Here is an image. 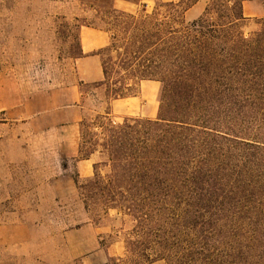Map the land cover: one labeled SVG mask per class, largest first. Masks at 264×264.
Segmentation results:
<instances>
[{"label":"trees","instance_id":"trees-1","mask_svg":"<svg viewBox=\"0 0 264 264\" xmlns=\"http://www.w3.org/2000/svg\"><path fill=\"white\" fill-rule=\"evenodd\" d=\"M115 1L98 9L84 3L96 11L110 43L96 53L103 80L83 85L103 95L108 110L80 121L77 152L80 161L100 155L104 161L95 166L109 173L98 171L83 184L77 176L78 191L96 217L113 210L134 222L126 241L129 264H242V249L212 221L219 201L214 177L227 171L216 119L246 95L264 104V18L246 37L244 6L253 0H210L190 22L186 15L200 0H153L151 11L144 0H123L135 12ZM144 81L160 83L157 119L117 123L111 103L137 97Z\"/></svg>","mask_w":264,"mask_h":264},{"label":"rangeland","instance_id":"rangeland-1","mask_svg":"<svg viewBox=\"0 0 264 264\" xmlns=\"http://www.w3.org/2000/svg\"><path fill=\"white\" fill-rule=\"evenodd\" d=\"M109 1L0 0V264H129L134 222L113 210L96 217L74 181L109 173L96 168L104 161L98 154L79 160L80 121L108 106L76 68L81 26L99 30L94 9ZM144 2L151 11L154 1ZM209 2L200 0L186 20L202 16ZM244 14L241 30L250 37L261 28L264 0L247 2ZM72 94L82 98L77 107ZM254 99L246 95L216 119L227 171L214 177L212 221L242 249V264H264V104ZM72 109L82 119L68 115Z\"/></svg>","mask_w":264,"mask_h":264},{"label":"crops","instance_id":"crops-1","mask_svg":"<svg viewBox=\"0 0 264 264\" xmlns=\"http://www.w3.org/2000/svg\"><path fill=\"white\" fill-rule=\"evenodd\" d=\"M123 4L119 6V4ZM116 8L127 12H135L137 6L135 4L123 1H115ZM193 9V8H192ZM246 12V4L244 6V13ZM110 43V35L104 31L92 29L89 27H82L80 29V46L83 56L76 60V68L78 72V79L83 84H94L103 80V69L101 58L96 53L107 47ZM160 83L155 81H144L139 88V95L137 97H130L115 100L109 107L112 117L116 120V116L121 118H146L155 120L159 112V93ZM82 100L80 94H72L71 102L73 107H77ZM108 106V105H107ZM108 107L104 110L105 113ZM68 115L73 114L72 118L82 119L83 112L72 109L67 111ZM79 114V116H78ZM84 160L83 162H89Z\"/></svg>","mask_w":264,"mask_h":264}]
</instances>
